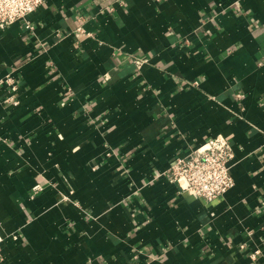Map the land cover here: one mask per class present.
Returning a JSON list of instances; mask_svg holds the SVG:
<instances>
[{"label": "crops", "instance_id": "obj_1", "mask_svg": "<svg viewBox=\"0 0 264 264\" xmlns=\"http://www.w3.org/2000/svg\"><path fill=\"white\" fill-rule=\"evenodd\" d=\"M27 19L0 28V264H264V0H43ZM215 134L234 185L207 202L168 175Z\"/></svg>", "mask_w": 264, "mask_h": 264}, {"label": "built area", "instance_id": "obj_2", "mask_svg": "<svg viewBox=\"0 0 264 264\" xmlns=\"http://www.w3.org/2000/svg\"><path fill=\"white\" fill-rule=\"evenodd\" d=\"M42 3L43 0H0V28H5L18 20L25 21L27 29L31 28L27 18ZM76 32L88 34L81 26L77 27ZM145 62L146 58L140 56L134 58L138 69ZM1 83L7 85L10 93L18 88V81L13 72L7 73ZM6 101L13 104L18 102L12 96H8ZM233 158L231 142L222 134L211 135L187 155L176 157L170 166L168 177L179 185L181 191L210 202L224 195L234 185L231 175ZM32 190L33 194H37L42 190V186L37 183ZM256 253L258 249L251 253L250 257L254 259ZM2 259L0 244V263Z\"/></svg>", "mask_w": 264, "mask_h": 264}]
</instances>
